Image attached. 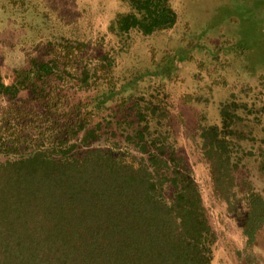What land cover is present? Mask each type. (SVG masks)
Masks as SVG:
<instances>
[{"label": "trees", "instance_id": "16d2710c", "mask_svg": "<svg viewBox=\"0 0 264 264\" xmlns=\"http://www.w3.org/2000/svg\"><path fill=\"white\" fill-rule=\"evenodd\" d=\"M128 2L129 11L113 21L123 35H148L176 22L170 0ZM26 3L0 0V11L38 35L41 15ZM68 47L62 69L54 54L32 58L10 80L0 74L7 103L0 114V264H213L216 234L192 169L168 140L163 90L117 86L109 75L114 61H97L100 77ZM56 80L76 90L61 95ZM78 91L86 96L73 98ZM230 106L221 108L220 125L200 131L213 191L227 206L238 168L227 138L240 118ZM103 135L108 149L73 153ZM121 141L122 155L113 150ZM256 157L264 174V149ZM243 193L242 264H256L250 249L264 227V196L251 187Z\"/></svg>", "mask_w": 264, "mask_h": 264}, {"label": "rangeland", "instance_id": "374dc122", "mask_svg": "<svg viewBox=\"0 0 264 264\" xmlns=\"http://www.w3.org/2000/svg\"><path fill=\"white\" fill-rule=\"evenodd\" d=\"M26 4L41 15L42 21L36 20L38 35L22 27L10 12L0 11L3 79H12L32 58L48 59L54 54L62 69L69 45V56L81 66L93 65L97 75L103 71L97 61H114L109 75L117 86L134 82L132 91L137 93L161 88L169 115L168 140L192 169L216 234L213 264H242L246 257L243 192L251 187L264 196V174L256 163L257 152L264 149V0H170L175 24L148 35L137 31L123 35L114 26L113 21L129 11L128 0H27ZM72 64L68 62V67ZM55 82L61 95L76 90L69 80ZM82 95L86 96L78 91L73 98ZM20 96L28 99V91ZM226 102L231 113L240 117L231 125L236 132L229 131L227 138L238 163L233 206L214 193L200 151L201 129L221 124L220 110ZM6 104L0 98V114ZM110 144L103 135L73 153L108 149ZM115 146L113 150L121 155L127 150L125 141ZM255 239L251 253L256 264H264V227Z\"/></svg>", "mask_w": 264, "mask_h": 264}]
</instances>
